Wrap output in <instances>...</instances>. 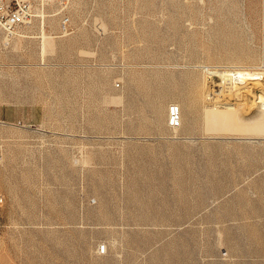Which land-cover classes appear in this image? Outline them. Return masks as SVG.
<instances>
[{"label": "rangeland", "instance_id": "rangeland-1", "mask_svg": "<svg viewBox=\"0 0 264 264\" xmlns=\"http://www.w3.org/2000/svg\"><path fill=\"white\" fill-rule=\"evenodd\" d=\"M5 1L0 264H264V0Z\"/></svg>", "mask_w": 264, "mask_h": 264}, {"label": "bare ground", "instance_id": "bare-ground-1", "mask_svg": "<svg viewBox=\"0 0 264 264\" xmlns=\"http://www.w3.org/2000/svg\"><path fill=\"white\" fill-rule=\"evenodd\" d=\"M150 1V0H149ZM249 72V71H248ZM248 72L243 73H213V81L217 91L209 90L207 96L210 104L222 107L240 104L249 106L257 97V93H264V73L251 76ZM211 81V80H210ZM211 86L210 88H212ZM255 96V97H254Z\"/></svg>", "mask_w": 264, "mask_h": 264}, {"label": "built area", "instance_id": "built-area-1", "mask_svg": "<svg viewBox=\"0 0 264 264\" xmlns=\"http://www.w3.org/2000/svg\"><path fill=\"white\" fill-rule=\"evenodd\" d=\"M36 18V10L30 2L0 0V46H9Z\"/></svg>", "mask_w": 264, "mask_h": 264}]
</instances>
